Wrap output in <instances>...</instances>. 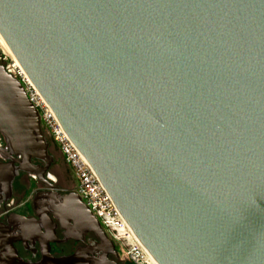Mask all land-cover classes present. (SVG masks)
Listing matches in <instances>:
<instances>
[{
    "label": "water",
    "instance_id": "obj_1",
    "mask_svg": "<svg viewBox=\"0 0 264 264\" xmlns=\"http://www.w3.org/2000/svg\"><path fill=\"white\" fill-rule=\"evenodd\" d=\"M0 35L157 264H264V0H0ZM0 133L48 156L1 61Z\"/></svg>",
    "mask_w": 264,
    "mask_h": 264
},
{
    "label": "flooded vegetation",
    "instance_id": "obj_2",
    "mask_svg": "<svg viewBox=\"0 0 264 264\" xmlns=\"http://www.w3.org/2000/svg\"><path fill=\"white\" fill-rule=\"evenodd\" d=\"M6 60L0 56L8 66ZM42 129L48 158L16 154L0 133V264H133L86 205L73 168Z\"/></svg>",
    "mask_w": 264,
    "mask_h": 264
},
{
    "label": "built area",
    "instance_id": "obj_3",
    "mask_svg": "<svg viewBox=\"0 0 264 264\" xmlns=\"http://www.w3.org/2000/svg\"><path fill=\"white\" fill-rule=\"evenodd\" d=\"M16 76L22 80L30 99L38 109L42 127H44L49 134L51 133L59 143L65 159L73 168L78 183L77 191L86 205L106 227L115 232V236L118 240L126 235L128 239L127 244L139 245L137 248L132 247L133 251H129L131 259L136 264H155L140 244L136 240L135 242L133 240L134 238H131V235L126 229L125 220L104 184L91 164L69 138L53 109L45 101L42 95L38 93L39 91L36 90L37 88L29 85L26 79L20 74L19 70Z\"/></svg>",
    "mask_w": 264,
    "mask_h": 264
},
{
    "label": "bare ground",
    "instance_id": "obj_4",
    "mask_svg": "<svg viewBox=\"0 0 264 264\" xmlns=\"http://www.w3.org/2000/svg\"><path fill=\"white\" fill-rule=\"evenodd\" d=\"M0 46L1 48L5 51V53L11 58L12 60V67L16 68L17 70H19L20 74L26 79V81L29 83V85L33 86L34 88H36L34 86V84L32 83V81L30 80V78L28 77V75L25 73L24 69L22 68V66L20 65V63L18 62V60L15 58V56L12 54V52L10 51V49L7 47V45L4 43L1 35H0ZM37 90V89H36ZM39 93V92H38ZM40 94V93H39ZM125 225H126V229L128 230V232L130 233L132 239L134 238V240H136L140 246L143 248V250L149 255V257H151V259L153 260V262L155 264H157V262L152 258V256L149 254V252L146 250V248L142 245V243L140 242V240L136 237V235L134 234V232L132 231V229L130 228V226L127 224V222L125 221Z\"/></svg>",
    "mask_w": 264,
    "mask_h": 264
},
{
    "label": "rangeland",
    "instance_id": "obj_5",
    "mask_svg": "<svg viewBox=\"0 0 264 264\" xmlns=\"http://www.w3.org/2000/svg\"><path fill=\"white\" fill-rule=\"evenodd\" d=\"M0 56H2L3 58H6L7 60V62H9V68L13 71V73L16 75L17 74V72H18V70L17 69H15L14 67H12L11 65H12V60H11V58L5 53V51L1 48V46H0ZM2 62H4L3 60H1ZM49 136V139H54V142H55V144L51 147V149H61V146L59 145V143L55 140V138L51 135V133L48 135ZM56 146V147H55ZM127 231V230H126ZM126 233V232H125ZM124 233V234H125ZM130 234V233H129ZM132 238V237H131ZM134 240V239H133ZM120 242H122V245H123V247L126 249V257H128L129 259H130V261L133 263V264H136L132 259H131V257H130V253H129V251L130 250H132L133 251V248L132 247H135V248H137V247H139V245L138 244H136V245H129V244H127L128 243V239H127V237H126V235H124V236H122L121 237V239L119 240ZM135 241V240H134ZM136 242V241H135Z\"/></svg>",
    "mask_w": 264,
    "mask_h": 264
}]
</instances>
